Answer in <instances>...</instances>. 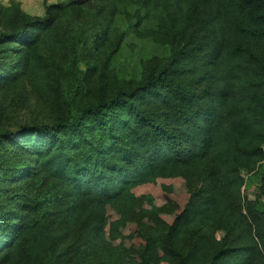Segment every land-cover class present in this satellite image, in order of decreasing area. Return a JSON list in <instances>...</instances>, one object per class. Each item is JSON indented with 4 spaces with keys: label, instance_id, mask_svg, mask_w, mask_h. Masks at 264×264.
<instances>
[{
    "label": "trees",
    "instance_id": "1",
    "mask_svg": "<svg viewBox=\"0 0 264 264\" xmlns=\"http://www.w3.org/2000/svg\"><path fill=\"white\" fill-rule=\"evenodd\" d=\"M129 1L167 39L166 62L133 84L100 80L90 101L49 125L20 129V140L0 134V258L264 264V202L239 205L240 172L264 157V0ZM65 10L5 14L14 25L0 47L19 49L0 50L14 58L0 64V92L32 78L27 50L52 40ZM187 181L200 183L170 224L153 229L156 248L146 244L136 263L134 214L163 213ZM51 226L71 235L68 253H55Z\"/></svg>",
    "mask_w": 264,
    "mask_h": 264
},
{
    "label": "rangeland",
    "instance_id": "2",
    "mask_svg": "<svg viewBox=\"0 0 264 264\" xmlns=\"http://www.w3.org/2000/svg\"><path fill=\"white\" fill-rule=\"evenodd\" d=\"M50 5H64L58 17L52 40L39 43L27 50L34 74L24 78L19 86L0 92V134L11 133L18 140L20 129L35 125H49L59 113L75 111L80 104L92 99L99 81L114 85L137 82L155 64L166 62L170 48L156 21L147 11L129 0L113 4L102 0H0V35L8 34L12 19L6 18L9 9L18 13L43 18ZM19 49L18 45L2 46L0 50ZM7 54L0 53V64H12ZM264 150V147H263ZM239 205L260 198L264 184V157L251 172H240ZM199 181H187L171 196L166 210L154 217L136 211L129 225L130 247L137 257L143 248L155 247L154 228L170 224L181 211L188 197L199 186ZM161 221V222H159ZM49 242L57 255L68 253L72 237L65 230L51 226ZM221 233L216 234V239ZM160 253V252H159ZM15 261L0 258V264H33L22 254ZM65 259V258H64ZM63 259V260H64ZM91 256L82 258V264ZM62 260V261H63Z\"/></svg>",
    "mask_w": 264,
    "mask_h": 264
}]
</instances>
